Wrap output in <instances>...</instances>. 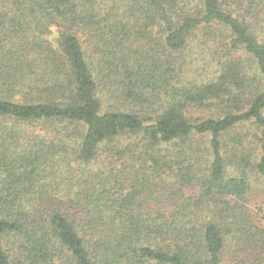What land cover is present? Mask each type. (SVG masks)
Returning <instances> with one entry per match:
<instances>
[{"label":"trees","instance_id":"obj_1","mask_svg":"<svg viewBox=\"0 0 264 264\" xmlns=\"http://www.w3.org/2000/svg\"><path fill=\"white\" fill-rule=\"evenodd\" d=\"M253 199L264 0H0V264H264Z\"/></svg>","mask_w":264,"mask_h":264},{"label":"rangeland","instance_id":"obj_2","mask_svg":"<svg viewBox=\"0 0 264 264\" xmlns=\"http://www.w3.org/2000/svg\"><path fill=\"white\" fill-rule=\"evenodd\" d=\"M216 44H214L213 42H210L209 44H208V46H207V52L208 51H211L212 49H216ZM221 50V49H220ZM219 50V51H220ZM206 52V53H207ZM211 58V55H209L208 56V58H206V61L207 60H209ZM208 63V62H207ZM209 73L210 72H212V71H215V67H209ZM214 73V72H213ZM213 73H211V74H213ZM256 198V197H255ZM251 203H252V206H254L253 208H254V210L256 211V212H259V216L260 217H263L264 218V207L262 208L261 206V203L259 202V199H253V201H251ZM259 205V206H258ZM259 207H261L262 209H260Z\"/></svg>","mask_w":264,"mask_h":264}]
</instances>
